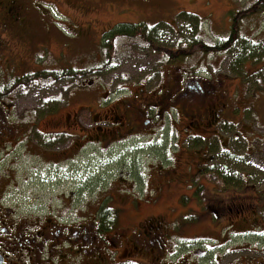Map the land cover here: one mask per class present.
Returning <instances> with one entry per match:
<instances>
[{"label": "flooded vegetation", "instance_id": "obj_1", "mask_svg": "<svg viewBox=\"0 0 264 264\" xmlns=\"http://www.w3.org/2000/svg\"><path fill=\"white\" fill-rule=\"evenodd\" d=\"M28 22L18 0H0V264H264L259 245L225 252L182 243L188 230L207 220L213 225L227 222L219 229L221 237L264 239V178L252 168L212 163L220 157L214 152H233L231 137L221 132L230 128L222 116L224 78L192 75L168 65L171 68L154 84L149 76L142 84L125 85L108 95L87 80L70 89L78 104L64 127L45 131L40 127L43 120L32 117L38 104L28 95L38 87L27 74L35 72L39 54L50 51L45 44L30 42L25 46L32 52L27 59L18 49ZM93 107L100 112L92 116ZM172 111L180 116L181 145L190 162L183 170L153 165L149 171L154 174L135 202L121 194L116 199L108 189L94 201L75 200L78 190H71L70 203L61 210L15 198L14 191L40 165L61 173L74 168L92 146L107 151L130 143L139 149L137 139L154 135L157 123ZM31 160H36L34 165L28 164ZM257 171L264 175V169ZM130 175V169H122L111 187L125 190L139 184L131 182ZM109 196L119 204L113 205ZM164 201L185 205L186 212L157 209ZM143 204H149L145 210H155L142 215Z\"/></svg>", "mask_w": 264, "mask_h": 264}, {"label": "rangeland", "instance_id": "obj_2", "mask_svg": "<svg viewBox=\"0 0 264 264\" xmlns=\"http://www.w3.org/2000/svg\"><path fill=\"white\" fill-rule=\"evenodd\" d=\"M18 2L29 21L26 27L28 33L18 43V49L27 59L31 58L32 52L26 51L25 46L30 42L37 46L45 44L50 51H45L36 58L35 68L38 69L47 66H53L55 69L66 66L94 68L104 59L103 38L106 32L117 25L138 22H146L149 25L162 22L167 25L159 27L154 37L155 46L148 45L142 38L120 36L114 40L111 61L103 68L86 76L77 74L49 85L37 83L36 93L29 94L28 99L30 101L31 97L32 103L38 104V113L32 117L43 119L40 126L43 130H50L55 126L64 127L65 120L77 108L78 103L73 96L74 88L73 92L70 90L72 87L83 86L90 80L92 85L106 91L108 95L120 92L119 88L125 85L133 88L136 83L142 84L149 76L154 78L151 80V84H154L160 76H164L161 71L165 72L171 68L163 64V60L174 57L179 49L180 55L176 57L179 61L168 63L172 64V68L181 67L190 73L196 72L197 76H218L224 78L226 83L227 100L222 116L230 128L222 127L221 132L224 136L231 137L233 152L229 155L231 157L217 155L218 151L214 152L220 157L212 163H222L224 166L227 164L238 169L252 168L264 178V175L257 171L264 169V0ZM181 12L189 18L193 17L192 14L199 17L202 23L200 36L206 39V44L214 45L232 35L233 42L223 50L204 51L199 44L190 50L186 49V44H181L184 37L193 38L198 34L192 21H186L184 18L177 21ZM245 47L249 49L248 53L244 51ZM171 49L173 53H166L172 52ZM198 68L201 70L194 71ZM128 80L131 83H128ZM95 97L96 94L94 99ZM96 112H100V109L93 107L91 115ZM172 114L173 118L167 114L157 123L154 135L137 139L142 144L139 149L132 148L130 143L107 151L92 146L90 153H85L72 165L74 168L70 167L61 173L52 166L40 165L37 171L27 176L28 181L14 191L15 198H21L26 204L37 203L60 210L64 204L69 205L71 190H78L79 198L75 200L85 198L87 201H94L102 198L107 189L108 193H113L118 199L122 188L111 186L122 169H130L134 175H130L129 179L139 183L137 190L129 189L121 195H124L125 201L135 202L142 196L141 189L144 184L154 174L149 171L153 165L176 166L183 170L190 162L181 145L183 135L178 121L180 116L178 118L174 111ZM188 120L190 121L189 117ZM185 145L192 147V142L186 141ZM188 151L195 152L191 149ZM35 162L36 160H31L28 164L34 165ZM112 202L119 204L116 200ZM147 205L149 204L141 205V212H144L142 215L155 210L147 209L149 211L146 212ZM170 207L179 213H185L187 209L185 205L178 206L168 201L160 202L156 208L167 211ZM205 213L204 209L203 215ZM134 218L138 217L135 215ZM222 225H227V222L213 225L207 220L197 223L188 230L187 240L182 243L202 247L205 251L209 245L225 252L233 247L256 248L258 245L264 249V239H223L219 235ZM253 254L255 253H248ZM232 257L233 255L228 256L225 261Z\"/></svg>", "mask_w": 264, "mask_h": 264}, {"label": "trees", "instance_id": "obj_3", "mask_svg": "<svg viewBox=\"0 0 264 264\" xmlns=\"http://www.w3.org/2000/svg\"><path fill=\"white\" fill-rule=\"evenodd\" d=\"M193 17L189 18L186 15L183 14V12L178 14L177 17V21L181 18H184L186 21H192L193 24L196 27V31L198 36L193 37V38H185L184 40L181 41V44H186L185 46L186 49L190 50L192 47H194L195 45H201V48L204 49V51H209V50H223L228 48V46L231 45V43L234 40V36H230L228 38L222 39L219 42H216L214 45H208L206 44V39L203 38L202 36H200V32H201V27H202V23L199 20V17L195 14H192ZM198 20V21H197ZM167 26L165 23H157L155 25H149L146 22H138V23H122L117 25L116 27L112 28L111 31H109L108 33L105 34L104 38H103V51H104V59L103 61L96 67L94 68H88V69H84V70H75V69H68V70H55V71H45L42 73L43 77L49 74L50 78L53 77H63L66 75H73L76 73H85V72H92V71H96L98 69L103 68L107 62L111 61L112 59V55L114 52V40L120 36H126V37H138V38H142L145 42H147L148 45L150 46H155V41H154V37L156 36V34L159 31V27L161 26ZM157 48H159V46L156 45ZM173 49V48H172ZM171 49V50H172ZM244 51L246 53L249 52V49L247 47L244 48ZM180 50L178 49V51H176V55H173L174 57H177V55H180ZM166 53H173L171 51H168ZM35 78V77H33ZM46 78V77H44ZM105 209V207H103Z\"/></svg>", "mask_w": 264, "mask_h": 264}]
</instances>
